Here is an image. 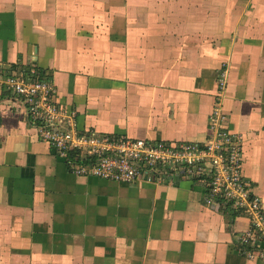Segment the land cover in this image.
<instances>
[{
    "label": "crops",
    "instance_id": "obj_1",
    "mask_svg": "<svg viewBox=\"0 0 264 264\" xmlns=\"http://www.w3.org/2000/svg\"><path fill=\"white\" fill-rule=\"evenodd\" d=\"M0 68L54 81L80 130L204 141L218 99L264 197V0H0ZM72 159V157H71ZM168 172L117 182L73 171L0 87V264H264L247 216Z\"/></svg>",
    "mask_w": 264,
    "mask_h": 264
},
{
    "label": "built area",
    "instance_id": "obj_2",
    "mask_svg": "<svg viewBox=\"0 0 264 264\" xmlns=\"http://www.w3.org/2000/svg\"><path fill=\"white\" fill-rule=\"evenodd\" d=\"M226 83L224 70L218 78L207 138L171 142L80 130L77 112L58 102L53 80L36 71L0 68V87L24 104L39 138L61 157L70 158L75 173L129 183L154 181L173 171L199 181L210 207L247 216L249 228L240 233L239 242L248 257L258 256L264 262V197L244 174V134L228 126L229 114L221 103Z\"/></svg>",
    "mask_w": 264,
    "mask_h": 264
}]
</instances>
